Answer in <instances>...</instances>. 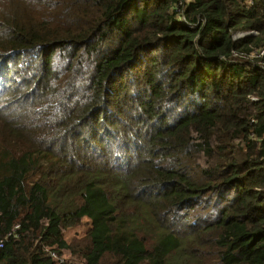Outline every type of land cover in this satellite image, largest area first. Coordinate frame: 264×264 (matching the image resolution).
<instances>
[{
  "label": "trees",
  "instance_id": "trees-1",
  "mask_svg": "<svg viewBox=\"0 0 264 264\" xmlns=\"http://www.w3.org/2000/svg\"><path fill=\"white\" fill-rule=\"evenodd\" d=\"M0 242L264 264V0H0Z\"/></svg>",
  "mask_w": 264,
  "mask_h": 264
},
{
  "label": "rangeland",
  "instance_id": "rangeland-1",
  "mask_svg": "<svg viewBox=\"0 0 264 264\" xmlns=\"http://www.w3.org/2000/svg\"><path fill=\"white\" fill-rule=\"evenodd\" d=\"M37 176L38 175L36 174L32 178L36 179ZM88 228H89V220L83 217L78 224L65 228L63 231V236L69 244L74 246V248H77L80 245V243H82L81 239L85 236ZM61 257L64 258V261L65 260H67L68 262L74 261L75 264H81L80 259L79 258L77 259L76 256L71 255L69 250H65ZM104 261L110 264L112 259L111 257L107 256Z\"/></svg>",
  "mask_w": 264,
  "mask_h": 264
},
{
  "label": "built area",
  "instance_id": "built-area-1",
  "mask_svg": "<svg viewBox=\"0 0 264 264\" xmlns=\"http://www.w3.org/2000/svg\"><path fill=\"white\" fill-rule=\"evenodd\" d=\"M15 227H18L17 225ZM2 245V243L0 242V246ZM51 256L55 259L58 260V262H64V258H62L61 256H57V254L55 252H51Z\"/></svg>",
  "mask_w": 264,
  "mask_h": 264
},
{
  "label": "water",
  "instance_id": "water-1",
  "mask_svg": "<svg viewBox=\"0 0 264 264\" xmlns=\"http://www.w3.org/2000/svg\"><path fill=\"white\" fill-rule=\"evenodd\" d=\"M249 33L247 32H242V33H239V36H243V35H248Z\"/></svg>",
  "mask_w": 264,
  "mask_h": 264
},
{
  "label": "clouds",
  "instance_id": "clouds-1",
  "mask_svg": "<svg viewBox=\"0 0 264 264\" xmlns=\"http://www.w3.org/2000/svg\"><path fill=\"white\" fill-rule=\"evenodd\" d=\"M239 33H242V32H239ZM239 33L237 34L239 36Z\"/></svg>",
  "mask_w": 264,
  "mask_h": 264
}]
</instances>
